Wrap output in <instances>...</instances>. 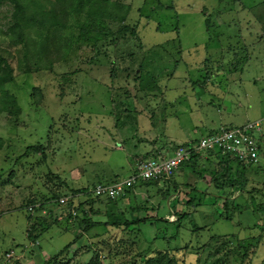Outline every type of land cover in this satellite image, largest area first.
I'll use <instances>...</instances> for the list:
<instances>
[{"label": "rangeland", "instance_id": "rangeland-1", "mask_svg": "<svg viewBox=\"0 0 264 264\" xmlns=\"http://www.w3.org/2000/svg\"><path fill=\"white\" fill-rule=\"evenodd\" d=\"M108 1L128 13L104 22L105 39L78 40L60 1L42 47L8 33L12 10L0 6V254L14 250L10 264H264V215L253 211H264V169L200 158L124 200L76 194L96 174L129 176V152L115 144H157L133 161L183 144L173 123L200 128L189 140L247 121L264 130V0ZM233 73L244 80L225 85ZM196 98L199 115H185ZM171 103L179 113L163 119Z\"/></svg>", "mask_w": 264, "mask_h": 264}, {"label": "built area", "instance_id": "built-area-1", "mask_svg": "<svg viewBox=\"0 0 264 264\" xmlns=\"http://www.w3.org/2000/svg\"><path fill=\"white\" fill-rule=\"evenodd\" d=\"M260 121H247L243 125L218 128L198 139L175 146L169 153H159L146 159L138 160L133 165L132 173L126 178L110 183H97L88 189V196L93 200L126 199L138 184H165L191 157L200 158L230 157L238 166L264 169V130ZM68 195L57 200L58 205L72 201ZM34 206L29 207L32 212ZM73 216L76 213L72 212ZM14 250L0 254V264H10L16 260Z\"/></svg>", "mask_w": 264, "mask_h": 264}, {"label": "trees", "instance_id": "trees-1", "mask_svg": "<svg viewBox=\"0 0 264 264\" xmlns=\"http://www.w3.org/2000/svg\"><path fill=\"white\" fill-rule=\"evenodd\" d=\"M60 1L63 5H68L67 16L70 21L69 29L77 31L76 38L78 40L89 43H97L107 37L106 33H108V29L106 28L104 22L121 24L124 22V19L128 13V7L109 2L108 0H55L54 3H50L49 0H0V6L7 5L12 10L10 13L11 23L8 27V33L15 36L18 42L24 43L26 41H35L39 47H42L46 41V25L48 23L50 25L58 23L54 12V7L55 4L59 3ZM118 35L119 31L117 30V34L112 40H117ZM0 93L3 96L2 98L6 99L5 102L9 103L7 94L2 92V90ZM7 103H5V106L9 108ZM11 104L14 105V102L12 101ZM3 109L6 108H0V112L3 111ZM173 148L175 147L173 146ZM26 151L39 153L38 148L35 147L26 148ZM219 158H224V160L235 162V160H231V158L228 156ZM195 163H197V158L193 156L186 163L182 164L179 169L185 168L187 166H193ZM145 184L147 183L138 184V186ZM136 187H134V189ZM76 194H85L86 199H88L90 202L94 201L93 199L89 198L88 189L78 190ZM219 197L223 201L222 207L224 210L232 211L233 208H235V205H233L234 202L232 200L228 202L229 196L223 194V196L220 195ZM104 201L114 202L115 200L106 199ZM228 203L230 207L229 209ZM253 209L254 213L258 214L259 219L261 220V216L264 215L262 207L258 206L254 207ZM226 220H233L232 215H227ZM128 224L129 223L125 221L121 225L122 227L127 228ZM97 225L99 224H86V226L82 228V233L87 232L91 227H95ZM110 227L118 228L120 226L119 224L114 223L111 224ZM67 247L68 245L64 247V249Z\"/></svg>", "mask_w": 264, "mask_h": 264}, {"label": "crops", "instance_id": "crops-1", "mask_svg": "<svg viewBox=\"0 0 264 264\" xmlns=\"http://www.w3.org/2000/svg\"><path fill=\"white\" fill-rule=\"evenodd\" d=\"M242 39V38H241ZM260 41H264V36L263 37H261V39L260 40H258L257 39V42H260ZM250 61V60H249ZM251 62V61H250ZM249 62V63H250ZM257 64V63H256ZM242 65H243V63L240 65V67H241V70L243 69V67H242ZM231 79V80H230ZM235 79H238V81L237 82H241L242 80H244V76L242 75H238V74H235V73H233V74H231V76H226L225 78H224V81H225V85H227V84H229L231 81H234ZM236 82V81H235ZM238 84V83H237ZM196 95V94H195ZM194 99V98H193ZM198 98H196V101H195V103H197V105H194V103H193V105L192 106H190V107H188V108H186V109H184L183 110V113L185 114V115H189V116H192V115H194V116H198L199 115V112H200V106H198V104L199 103H201L202 102V100L203 99H198ZM168 101H166V102H162L163 104H166ZM170 106V105H169ZM177 106L174 104V103H171V106H170V109H168V111H167V107L165 106V107H163V109H162V118L163 119H168V118H170V119H175L176 118V115H177V113H179V111L177 110ZM193 113V114H192ZM169 114V115H168ZM166 123V122H165ZM174 125V126H173ZM173 127L177 130V131H179L178 132V134H179V136L181 137V139H182V142H187V141H191V140H189V138H186L185 139V137H188L189 135H191V133L192 132H195L196 130L195 129H197V131H200V128H197L196 126H192V125H189V127H185V126H181V125H176V124H174L173 123ZM166 127V130H168V128H167V126H165ZM186 131V132H185ZM213 130H210L209 132H205L204 134H207V133H210V132H212ZM167 132V131H166ZM173 132V131H172ZM189 132H191V133H189ZM186 133H188L186 136L184 135V134H186ZM201 133V132H200ZM200 133H198V134H200ZM167 134V133H166ZM190 137V136H189ZM160 140H162L163 142H165V143H172L173 142V133H170V134H167V136H165V135H163V134H161L160 135ZM132 142V141H131ZM127 143H129V141H126V144ZM126 144H123V143H120V144H115V148H114V151H117V152H121V153H125V150L126 151H128L129 152V157H130V160H129V162H128V164H127V166H126V168H127V172H128V174L130 175L131 173H132V170H133V165H134V163L136 162L135 160L133 161V158L134 157H138V156H142V155H146V154H148V153H153V151H155V150H157V144L156 143H154V144H151V143H149V142H145V141H142V140H140V141H137V143H135L133 146H131L130 148H127L126 147ZM169 153V152H168ZM145 159V158H144ZM253 170V169H252ZM109 171H110V173H111V169H109ZM94 177L96 178V181H95V183L94 184H96V183H99V182H104L105 180H106V176L104 175V174H96V175H94ZM94 178V179H95ZM129 196H131V195H129ZM81 197V196H80Z\"/></svg>", "mask_w": 264, "mask_h": 264}]
</instances>
